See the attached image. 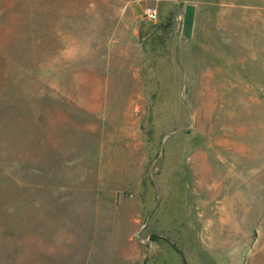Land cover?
I'll return each instance as SVG.
<instances>
[{
  "label": "rangeland",
  "instance_id": "obj_1",
  "mask_svg": "<svg viewBox=\"0 0 264 264\" xmlns=\"http://www.w3.org/2000/svg\"><path fill=\"white\" fill-rule=\"evenodd\" d=\"M191 1L195 40L172 13L142 54L149 0H0V264L78 262L87 239L44 219L123 210L169 264H264V0ZM104 87L152 103L119 121L88 108Z\"/></svg>",
  "mask_w": 264,
  "mask_h": 264
},
{
  "label": "crops",
  "instance_id": "obj_2",
  "mask_svg": "<svg viewBox=\"0 0 264 264\" xmlns=\"http://www.w3.org/2000/svg\"><path fill=\"white\" fill-rule=\"evenodd\" d=\"M151 6L155 8L159 14V19L161 22L152 21L146 22L143 24L134 23V35L138 37L140 41L141 49L143 43L148 37H167V34L170 30V25L166 24L164 21L167 20L168 15L172 13H178L179 15V38L186 42H192L195 40L196 35V20L198 6L197 3L191 0H149ZM159 22L157 25L156 23ZM159 26V27H158ZM156 29V32L154 30ZM103 42V56L106 58L107 54L110 56H126L129 52L128 47L124 44L125 39L121 40L120 34H116V38L113 43L109 44V51H107L106 39ZM151 41L153 39L150 38ZM96 45V46H95ZM94 52L97 51L99 45L98 43H93ZM140 49V50H141ZM99 50L97 51V53ZM141 53L144 54V48L141 50ZM146 53H149L146 51ZM151 53V52H150ZM106 62V59L104 60ZM92 93L96 94H118V101L114 97H104L106 101L102 103L97 102V106L89 105L88 108L92 110H116L118 113L113 116L119 121L126 120L127 117L131 116L130 112H134V116L138 114L141 109H144V105L152 103L151 96H142L132 97V94H151V89H139L129 90L127 88H113L108 89L104 87L102 91L100 89H94ZM139 90H145L139 92ZM142 100L149 101L148 103H143ZM97 116H102L105 118L106 114L97 113ZM119 141L123 139L119 138ZM126 141V140H124ZM118 157H126V150L123 153L117 155ZM119 182V181H118ZM116 181L111 182L113 185H105V189H122L124 188L123 183L119 185ZM125 204L122 203L121 209L125 208L127 205L126 200H122ZM157 204L152 206L153 212L151 213L149 219L151 220L152 227L155 228L154 224H157L161 221H176L174 216L168 217L169 214H160L157 211ZM154 208V209H153ZM115 210H119V207L114 206ZM161 216V217H160ZM160 217V219H159ZM41 221L43 217L40 216ZM145 216L139 213H132L131 211L118 213V214H103L94 216V215H82L77 214L70 216H65L59 220L49 217L44 219L50 224L58 223L60 221L62 224V230H74L76 234L73 235L71 241L75 239H87L86 249L82 251L83 257L82 260L78 262H71L69 264H169L166 255H162L158 244L154 242L149 236L135 239L134 235L140 230L144 229L146 223L144 222ZM197 218L201 219V215H198ZM148 219V218H147ZM182 219V220H181ZM181 221H185L184 218H181ZM178 220V221H180ZM143 231V230H142ZM63 232V231H61ZM91 239V240H90ZM89 242H92V250L88 248ZM149 256V258H148ZM161 257V258H160ZM68 264V263H62Z\"/></svg>",
  "mask_w": 264,
  "mask_h": 264
},
{
  "label": "built area",
  "instance_id": "obj_3",
  "mask_svg": "<svg viewBox=\"0 0 264 264\" xmlns=\"http://www.w3.org/2000/svg\"><path fill=\"white\" fill-rule=\"evenodd\" d=\"M145 16L151 21H157L159 19V14L155 8L152 6L145 7Z\"/></svg>",
  "mask_w": 264,
  "mask_h": 264
}]
</instances>
